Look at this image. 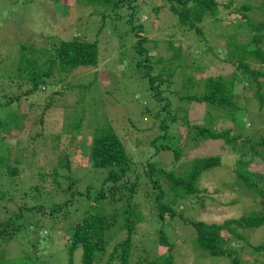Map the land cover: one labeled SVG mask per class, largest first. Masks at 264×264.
Returning a JSON list of instances; mask_svg holds the SVG:
<instances>
[{
	"label": "rangeland",
	"instance_id": "1",
	"mask_svg": "<svg viewBox=\"0 0 264 264\" xmlns=\"http://www.w3.org/2000/svg\"><path fill=\"white\" fill-rule=\"evenodd\" d=\"M84 1L86 0H0V96L19 95V101L10 102V109L1 108L0 114L4 116L7 112H13L12 109L26 114L22 119L24 128L19 133L11 136L10 133L3 131L8 134L5 142L13 146V153L20 160L16 163L13 161V165L20 168V173L14 178L9 177L5 173L6 165L0 166V218H3L5 208L7 210L18 208L15 201H24L27 205L42 204L43 207L70 200L74 203L72 206L63 205L62 214L58 212L56 216L50 215L51 212L47 209L43 210V214L35 216V220L41 218L37 228L30 224L27 232H17L14 239L2 245L1 250L10 259L22 256L26 250L30 253L39 251L41 256L38 257L44 258V261L37 259L39 262L36 264H83L80 247H76L70 256L64 244L66 228L70 224L78 222L88 213L105 215L108 223L105 230L108 237L105 254H108L114 241L126 237L125 226L129 219L139 216L141 212L142 219L139 222L135 221L131 234L129 264H138L143 257L154 258L166 251L167 247L158 242L160 229L174 246L172 249L174 264H229L228 256L210 255L207 250L199 247L196 243L195 230L186 224L185 220L200 219L209 223H220L245 213L264 212V197L230 185L234 180L235 162L241 154L222 139L188 143L182 148L179 159H175L173 154V146L178 142L175 137L168 141L169 150L151 151L152 147L149 144L151 137L160 135L155 142L160 143L164 141L166 134L162 133L163 130L157 129L158 122L151 115L157 108L148 100L147 62L143 67H138L137 62L131 58L135 55L130 47L133 37L130 34L124 35L123 32L131 26L130 23L134 25V22L143 23L147 27L149 20L151 27L146 34L148 38L146 45L155 44V51L166 58L172 55L168 42L182 40L183 53L180 58L164 62L167 64L164 69L161 62H156L152 74L158 78L160 70H163L161 73H167L166 70L169 68L177 67L179 73L185 72L197 82L193 85L192 92L201 91L208 76H228L233 72L238 76L242 75L239 65L226 63L220 56L211 53L203 55L199 50V53L195 52L197 48L204 51L205 45L225 39L223 37L227 34L222 38L219 37V33L211 34L207 30L210 23L207 20L203 24L206 30L205 40L200 41L191 31H182L165 0L137 2V15L131 21L127 19V10H121L122 16L114 20L111 15L114 14L113 7L87 5ZM261 1L252 0L251 4L258 6ZM155 7L160 8L158 13L154 12ZM252 13H255L253 16L255 20H264V10L253 8ZM63 38L98 41L97 64L77 67L69 75H60L61 80L45 84L44 90L38 89L31 95H25L28 83L25 77L19 79L16 76L21 46L36 48L35 56H40L38 49L53 47L55 42ZM188 49L193 51L192 57L186 55ZM46 56L47 54L41 58L45 59ZM249 64L251 69L258 67L253 62ZM9 73L11 78H7ZM261 79L259 78L260 81L263 80ZM175 80L180 82L177 73ZM244 85L246 89L237 94V99L239 103L242 102V106L248 108L252 116L245 120L247 122L245 128L253 131L254 139H259L260 135H264V102L261 104L254 98L257 84ZM160 89V92L155 93L156 98L169 94V89H165V85ZM171 99L173 108L179 106L177 96ZM187 104L185 107L181 102L183 109H188V118L197 123L204 122L209 109L207 103L192 101ZM90 106L97 110L95 118L89 109ZM147 107H150V110H147ZM210 111L214 115L212 127L217 130L230 128L233 134L239 133L240 127H237V122L230 118L216 117L220 113L217 109ZM69 116H73L74 120L82 117L81 126L71 127L68 123ZM96 121L97 126L107 121L113 127L124 143L126 152L139 165L141 163L145 165L148 159L159 161L165 168L173 169L177 173L184 170L185 166H191L192 159L210 155L220 156V164L204 171L197 183L199 187L197 196L203 197V206L192 202L190 196L173 208L178 216L170 218L165 212L164 218H159L156 211L152 218L150 210L160 199V193L165 192L161 201L164 203L167 201L166 191L161 192V189H158L160 186L152 189L154 193H149L152 195L150 199L154 200L149 204L147 182L142 174L137 177L138 181H135L136 176L131 174L135 181L132 186L129 184L130 175L118 178L114 182L103 183L108 171L106 167L88 169L85 165H77L84 160L83 155L86 146L90 144ZM241 139L242 137L237 139L236 146H241L246 151L249 147L244 145ZM63 142L71 147L76 144L78 146L77 152L72 156L70 152L66 153L70 166H66L65 154L57 150L56 145ZM261 154L264 156V149L261 150ZM253 158L255 159L253 170L261 169L262 160L255 156ZM55 169L58 171L61 187L67 189L65 193L60 192L54 182L49 185L47 180L40 181L45 178L43 176L45 173L49 179L52 178L51 172ZM140 172L142 173V170ZM31 186L36 190L30 191L25 197L16 194L17 192L23 194ZM261 186L264 187V182ZM73 191L82 192L83 196L76 201L71 196ZM25 215L27 216V213ZM32 228L36 232H32ZM223 234L227 233L224 231ZM242 235L244 240H233L235 246L234 248L230 246L231 251L239 255L241 264H264V255L253 249L264 238V229L261 227L246 229ZM35 236L36 240H39L36 247L33 245ZM114 264L119 263L115 261Z\"/></svg>",
	"mask_w": 264,
	"mask_h": 264
},
{
	"label": "trees",
	"instance_id": "2",
	"mask_svg": "<svg viewBox=\"0 0 264 264\" xmlns=\"http://www.w3.org/2000/svg\"><path fill=\"white\" fill-rule=\"evenodd\" d=\"M142 1L86 0L84 2L87 5L113 7L114 14L111 15H113L112 18L114 20L122 16L121 10H127V19L131 21L137 15V2ZM165 1L169 4V9L178 21L179 27H182V31H191L192 35L199 37L200 41L205 40L206 30L203 24L207 20L210 21L207 30L211 34L219 33L220 38L224 34H227V36L223 37L225 39L219 38L220 41L205 45L204 51L197 48L195 52L199 53V50L203 52L201 53L203 55L211 53L217 57L220 56L226 63L239 65L238 67L242 75L238 76L233 72L230 75L228 74V76H208L204 80L202 90L198 92H192L194 90L193 85L197 84V82L187 75V73H179L177 67L169 68V70H166L167 73H161L163 70H160L157 78V75L152 74L155 71V63L161 62L164 69L167 66L164 62H172L173 59H179L183 53L182 40H170L168 42L172 55L166 58L155 51V44L151 46L146 45L148 41L146 34L151 27L149 20H147V27L143 23L134 22V25L130 23L131 26H128V29L123 34H130L133 37L130 47L134 50L135 55L131 58L134 62H137L138 67H143L144 63L147 62L148 100L151 104L154 103V106H157H155L157 110L155 113L151 112V115L158 122L157 129L163 130L162 133L166 134L164 141L160 143H155L161 137L160 135L151 137L149 141L150 147H152L151 151L169 150L170 144L168 141L175 137L178 139V142L173 146V154L175 159H179L182 148L188 143L195 144L212 139H222L241 154L240 158L235 162L233 168L234 180L230 185L238 187L241 190L246 189L253 195L264 197V187L261 186V183L264 182V156L261 154V150L264 149V135H260L259 139H254L252 137L253 131L245 128L247 123L245 120H248L252 116L249 114L248 108L242 106V102L239 103V99H237V94L246 89L245 83H255L257 85H255L254 98L258 99L261 104L264 102V20H255L253 18L255 13H252L253 8L264 10V0L258 6L252 5V0H226V2L225 0ZM117 9H120V11H117ZM159 9V7H155L154 12L158 13ZM224 14H227V16ZM216 50L219 52H216ZM35 51L36 48L23 45L17 58L18 67L16 76L19 79L25 77L24 79L28 83V87L24 92L25 95H31L38 89L44 90L45 84L61 80L62 77L60 75H69L77 67L96 65L99 59L98 41H88L81 38L60 39L53 44V47L38 49L37 52L41 54L40 56H35ZM192 52L188 49L186 55L192 57ZM46 54L45 59L41 58ZM251 62L257 64L258 67L251 69V64H249ZM176 73L180 78L179 83L175 80ZM7 75V78H11V73ZM57 77L60 78L56 79ZM244 78L246 79L245 81ZM259 78L263 80L261 79L262 81H260ZM163 85H165V89H169V94L156 98V94L161 91L160 88ZM176 96L180 104L173 108L174 104L171 97ZM13 101H19L18 94L0 96V109L9 108L10 102ZM192 101H204L207 103L209 109L204 119L205 123H197L188 118V109H183L181 102L187 107V103ZM93 107L90 106L89 109L93 114V118H95L97 110ZM211 109L219 110L220 113L216 117L230 118L232 121L237 122V127H240L239 133L233 134L230 128L217 130L212 127L211 123L213 122L214 115L211 114ZM12 110L14 111L7 112L4 116L0 114V166L5 164L7 167L5 173L9 177L14 178L20 173V168L14 166L13 161L16 163L20 160L14 155L13 146L5 142L8 134L3 133V131L10 133L11 136L19 133L24 128L22 119L26 114L20 113L16 109ZM147 110H150V107H147ZM72 117L69 116V125L74 128L81 126L82 117L79 120H74ZM103 122V124L97 126L98 122L96 121L90 144L86 146V151L83 155L84 160L83 162L81 160L77 165H85L88 169L90 167H106L108 171L103 178V183L108 181L114 182L118 178L130 175L129 184L132 186L135 181H138L137 177L139 178L142 174L143 179L147 182V202L149 204L153 200L150 199L152 195H149V193H154L152 189L160 186L158 189H161V192L166 191L167 201L165 203L161 201L165 192L160 193V199L156 204H153L152 210H150L152 218H154L156 211H158L157 215L159 218H164L165 212H167L170 218L178 216V213L173 208L190 196H192V202L197 203L198 206H203V197L197 196L199 189L197 183L204 171L220 164V156L210 155L204 158L192 159L191 166H185L184 170L177 173L173 169L165 168L159 161H150L149 157H147L148 160L145 161V165H142L141 162L139 165L126 152L124 143L119 139L113 127L107 121ZM172 131H175V133ZM72 137L75 138L73 135ZM240 137H242L243 144L249 147L246 151L241 146H236V141ZM56 146L57 150L65 154L66 166H70L71 164L66 157V153L70 152L71 156L76 153L78 150L77 144L71 147L63 142ZM257 146H261L262 148L256 149L255 147ZM249 153L252 155H249ZM253 156L259 157L262 160L260 161L262 164L261 169L253 170V164L255 163ZM141 170L142 173L140 172ZM131 174L136 176L135 181ZM57 175L58 171L55 169L54 172H51L52 178L49 179V176L45 173L43 175L45 178L40 181L47 180L49 185L54 182L57 185V189L65 193L67 189L61 187ZM34 189L31 186L23 194L21 192H17L16 194L25 197L30 191H34ZM71 196L77 201L83 196V193L73 191L71 192ZM15 203L18 204V208L14 210H7L5 208L4 215H2L3 218H0V264H36L39 262L37 259H44L43 257V259L38 257L41 256L39 251L30 253L26 250V253H23L22 256L11 257L12 259H10L1 250L2 245L14 239L17 232H27L30 224H33V227L37 228L39 226L38 221L41 218L35 220V216L43 214V210L47 209L48 212H51L49 213L50 215L55 214L56 216L58 212L62 214L63 205L72 206L74 204L73 200L69 202H55L49 207H43L42 204L27 205L24 201H15ZM3 206L6 207L7 204H3ZM26 213L27 216L25 215ZM141 219V212L139 216L129 219L125 226L127 229L126 237L122 240L114 241L112 250L108 254H105L108 243L105 230L108 223L106 216L103 214L88 213L78 222L70 224L66 228L65 237L67 241L65 239L64 244H66L70 256L76 247H80L83 264H114L115 261H118L119 264H129L131 234L135 221L139 222ZM185 223L192 226L195 230L196 243L199 247L207 250L210 255L228 256L229 264H241L239 255L231 251L230 246L234 248V239L239 241L244 240L242 235L244 230L256 229L258 227L264 229V212L245 213L238 217L225 219L220 223H209L200 219L185 220ZM32 229L31 231L34 232V228ZM224 231L227 233L226 235L223 234ZM36 238L37 236L33 237V245L35 247L39 243V240H36ZM158 242L167 247L166 251L154 258L143 257L138 261V264H174L172 254L174 246L162 229L158 231ZM23 249L25 250V248ZM253 249L257 253L261 252L264 255V238Z\"/></svg>",
	"mask_w": 264,
	"mask_h": 264
}]
</instances>
